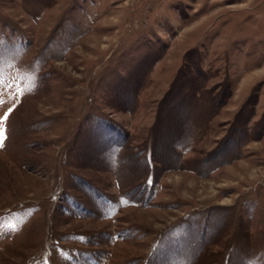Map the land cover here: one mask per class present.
Listing matches in <instances>:
<instances>
[{
	"label": "rangeland",
	"instance_id": "374dc122",
	"mask_svg": "<svg viewBox=\"0 0 264 264\" xmlns=\"http://www.w3.org/2000/svg\"><path fill=\"white\" fill-rule=\"evenodd\" d=\"M0 129V264H264V0H0Z\"/></svg>",
	"mask_w": 264,
	"mask_h": 264
},
{
	"label": "snow or ice",
	"instance_id": "6c2138e0",
	"mask_svg": "<svg viewBox=\"0 0 264 264\" xmlns=\"http://www.w3.org/2000/svg\"><path fill=\"white\" fill-rule=\"evenodd\" d=\"M11 111H12V109H9V112H11ZM8 118H9L8 113H5L2 119L7 120ZM3 142H4V132L2 129H0V145H2Z\"/></svg>",
	"mask_w": 264,
	"mask_h": 264
}]
</instances>
